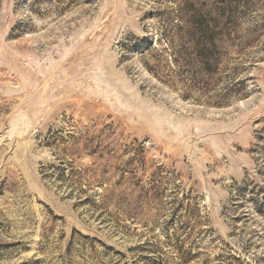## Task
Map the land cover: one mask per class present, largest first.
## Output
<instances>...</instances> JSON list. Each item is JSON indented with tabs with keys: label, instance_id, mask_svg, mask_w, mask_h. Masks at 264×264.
<instances>
[{
	"label": "rangeland",
	"instance_id": "374dc122",
	"mask_svg": "<svg viewBox=\"0 0 264 264\" xmlns=\"http://www.w3.org/2000/svg\"><path fill=\"white\" fill-rule=\"evenodd\" d=\"M0 264H264V0H0Z\"/></svg>",
	"mask_w": 264,
	"mask_h": 264
}]
</instances>
